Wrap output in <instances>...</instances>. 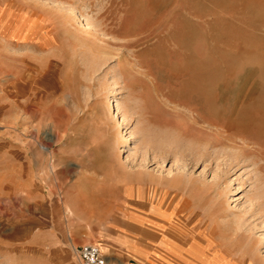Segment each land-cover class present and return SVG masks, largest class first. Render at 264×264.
<instances>
[{
	"label": "rangeland",
	"instance_id": "rangeland-1",
	"mask_svg": "<svg viewBox=\"0 0 264 264\" xmlns=\"http://www.w3.org/2000/svg\"><path fill=\"white\" fill-rule=\"evenodd\" d=\"M85 244L264 264V0H0V264Z\"/></svg>",
	"mask_w": 264,
	"mask_h": 264
},
{
	"label": "built area",
	"instance_id": "built-area-1",
	"mask_svg": "<svg viewBox=\"0 0 264 264\" xmlns=\"http://www.w3.org/2000/svg\"><path fill=\"white\" fill-rule=\"evenodd\" d=\"M80 264H108L100 247L96 244H85L79 247Z\"/></svg>",
	"mask_w": 264,
	"mask_h": 264
},
{
	"label": "crops",
	"instance_id": "crops-1",
	"mask_svg": "<svg viewBox=\"0 0 264 264\" xmlns=\"http://www.w3.org/2000/svg\"><path fill=\"white\" fill-rule=\"evenodd\" d=\"M139 189H138V186H137V191H138ZM138 193V192H137ZM105 256V255H104ZM106 257V256H105ZM107 259V262H108V264H111L110 263V260L108 259V258H106ZM154 262L155 263H152V262H143V261H141V260H138V261H136V262H131L130 260H128L126 263H124L123 262V264H175L174 263V261L173 260H171V259H155L154 260Z\"/></svg>",
	"mask_w": 264,
	"mask_h": 264
},
{
	"label": "bare ground",
	"instance_id": "bare-ground-1",
	"mask_svg": "<svg viewBox=\"0 0 264 264\" xmlns=\"http://www.w3.org/2000/svg\"><path fill=\"white\" fill-rule=\"evenodd\" d=\"M194 120L198 122V120H197L195 117H194ZM232 126H233V124H232ZM231 129H232V128H231ZM107 263H108V262H107Z\"/></svg>",
	"mask_w": 264,
	"mask_h": 264
}]
</instances>
